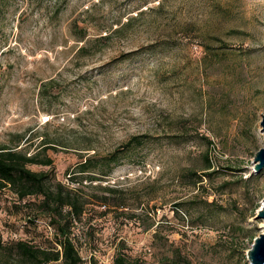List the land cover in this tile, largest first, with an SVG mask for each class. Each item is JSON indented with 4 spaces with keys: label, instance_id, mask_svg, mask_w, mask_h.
Here are the masks:
<instances>
[{
    "label": "rangeland",
    "instance_id": "1",
    "mask_svg": "<svg viewBox=\"0 0 264 264\" xmlns=\"http://www.w3.org/2000/svg\"><path fill=\"white\" fill-rule=\"evenodd\" d=\"M263 114L264 0H0V146L34 153L55 142L52 167L30 168L78 187L69 177L78 152L104 155L148 136L87 190L117 184V201L139 213L150 200L156 225L89 205L97 216L86 220L88 210L74 228L86 260L112 264L121 248L142 264H168L179 248L190 264H251L264 232L255 219L264 168L254 162ZM205 155L214 173L190 186L181 173L204 174ZM35 211L0 192L5 243L55 246L48 219L30 221Z\"/></svg>",
    "mask_w": 264,
    "mask_h": 264
},
{
    "label": "trees",
    "instance_id": "2",
    "mask_svg": "<svg viewBox=\"0 0 264 264\" xmlns=\"http://www.w3.org/2000/svg\"><path fill=\"white\" fill-rule=\"evenodd\" d=\"M75 25L77 26V24ZM116 31L114 30L112 34ZM86 35L87 32L84 29L79 38L84 39ZM109 36L110 34L102 37L107 39ZM147 139L148 136L145 134L132 136L127 142L104 155L96 151L94 153L78 152L80 160L73 171L69 173L72 183L80 184L78 187L58 180L50 171L51 169L35 171L30 168L31 165L52 167L54 160L46 151L56 149L55 144H53L55 142L45 140L43 145L52 144L44 146V151L34 153L28 152L27 149H18L19 145H1L0 192L9 188L20 203L24 202L26 206L33 205L36 211L34 217L30 216L31 222H36L41 217L48 219L49 226L54 230L55 246L43 247L22 239L5 243L0 232V264H52L54 262L61 264H99L94 254L90 256L89 260L81 255L74 234V228L83 221L90 209L94 210L85 219L90 221L97 216L98 210L94 207L89 209V205H105V210L99 212L101 216H106L115 209L114 213L117 215V219L142 222L145 224L146 230L153 228L156 221L152 220L151 210H148L150 200L144 202L145 209L141 206L138 207L144 210L143 213H139L134 210H124L128 207V203L117 201L116 197L124 190L117 184L98 185L102 192H97L94 189L92 191L87 190V187L93 188L95 181H101L109 176L114 168L120 164L128 150L134 146H142ZM205 162L207 167L206 171L203 172L204 174L199 173L194 168H188L181 173V178L191 179L188 182L190 186L201 188L204 177H210L214 173V170L212 172L207 171L213 168L212 161L207 155H205ZM84 181H87L88 184L85 185ZM184 203V201H180L174 206L177 216H180V208ZM119 208L122 210L119 211ZM158 231L159 225L156 226L154 235L157 236ZM122 251L123 249L119 248L112 264H142L137 258L131 259ZM165 260L168 264H190L179 248L172 249L171 256H165Z\"/></svg>",
    "mask_w": 264,
    "mask_h": 264
},
{
    "label": "water",
    "instance_id": "3",
    "mask_svg": "<svg viewBox=\"0 0 264 264\" xmlns=\"http://www.w3.org/2000/svg\"><path fill=\"white\" fill-rule=\"evenodd\" d=\"M262 130L264 131V114L261 120ZM255 170L264 168V147L260 148L254 156ZM255 219H264V200L261 208L258 210ZM249 259L251 264H264V232L255 238L251 249L249 250Z\"/></svg>",
    "mask_w": 264,
    "mask_h": 264
}]
</instances>
